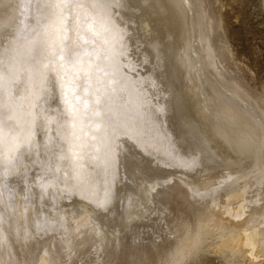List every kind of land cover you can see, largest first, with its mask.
Masks as SVG:
<instances>
[{
	"label": "bare ground",
	"instance_id": "obj_1",
	"mask_svg": "<svg viewBox=\"0 0 264 264\" xmlns=\"http://www.w3.org/2000/svg\"><path fill=\"white\" fill-rule=\"evenodd\" d=\"M106 2L95 32L66 12L74 55L103 54L112 86L80 150L62 81L85 70L40 67L54 0H0V264H264V70L221 35L234 2ZM262 5L231 16L264 24Z\"/></svg>",
	"mask_w": 264,
	"mask_h": 264
},
{
	"label": "snow or ice",
	"instance_id": "obj_2",
	"mask_svg": "<svg viewBox=\"0 0 264 264\" xmlns=\"http://www.w3.org/2000/svg\"><path fill=\"white\" fill-rule=\"evenodd\" d=\"M52 9L51 18L49 20L50 29L47 33V38L42 45V49L46 50L48 59L42 64L41 71L53 68L57 74L61 72L67 73L68 68L81 66L85 72L84 76L87 80V89L89 94L94 93V98L91 103L86 105L84 109L78 106V98L72 90V85L67 80L62 81L65 91V105L68 107V114L73 119L79 117L82 124L92 120L98 122L99 127L97 133L103 131L104 120L103 111H100L102 104L106 102L107 90L111 85H107L105 80L107 74L100 69V64L104 63L103 54L96 56L94 53H88L87 56L81 54L75 56L74 53L80 44L76 41H66L65 31L69 22V17L66 12L71 10L75 13L77 25L74 29L77 33L81 30L95 32V10L107 8V2L104 3H86L85 0H54V3L45 5ZM87 43V41H84ZM67 44V47H66ZM65 53L71 60V63H65ZM90 59L91 63H86ZM0 92H2V84H0ZM2 139V138H0Z\"/></svg>",
	"mask_w": 264,
	"mask_h": 264
},
{
	"label": "water",
	"instance_id": "obj_3",
	"mask_svg": "<svg viewBox=\"0 0 264 264\" xmlns=\"http://www.w3.org/2000/svg\"><path fill=\"white\" fill-rule=\"evenodd\" d=\"M263 4V5H262ZM261 5L262 6H260L261 7V9H262V11H264V0H261ZM218 18H220V22L218 23L219 25L221 24V30H222V32H223V34H221L222 35V37H223V39L226 41V42H230V41H234V36L232 35V33L230 32V31H228L227 30V33L226 32H224V30H223V26H226L227 28H230V25L229 24H231V29H234L233 28V24H234V20L233 19H231V20H229L228 21V19L226 18V17H224L223 18V21L221 20V15H218V16H216V19L217 20H219ZM224 23V25H222ZM239 45H237V44H235L234 45V48H235V50H234V53H233V55H235L237 52H239L240 51V46L238 47ZM225 48H226V46H225ZM238 48V49H237ZM81 49H85V48H81ZM239 50V51H238ZM88 53H90L89 51H87L86 49L85 50H83V52L81 53V54H84L85 56H87V54ZM78 54H80V53H78ZM80 54V55H81ZM67 58V54L65 53V59ZM249 61V60H248ZM255 70V69H254ZM238 72H236L237 73V75H243V72L241 71V70H237ZM255 72H257L256 70H255ZM242 77H244V76H242ZM249 78H254V75L251 73L250 75H249ZM65 80H67L68 82H70V84L72 85V90L74 91V93H75V96L78 98V106L81 108V109H84L85 107H86V105H88L90 102H89V90L87 89V87H86V85L85 84H83V83H76V81L75 80H72V79H65ZM108 81V80H107ZM65 91H66V89H65V87H64V85H62V92H63V96H64V98H65ZM243 92H245L246 93V91H243ZM246 96H247V98H249L248 96L249 95H247V93H246ZM260 97H261V103L263 104L264 103V88L261 90V93H260ZM65 101V100H64ZM264 105V104H263ZM100 111H102V108L101 109H99ZM104 112V111H103ZM79 121H80V119H79ZM81 122V121H80ZM113 124V125H112ZM107 128H105L106 130H107V132H108V134H111L112 133V130L114 131V133L115 134H117L116 133V129H115V125H114V123H111V122H109L108 124H107ZM80 127V126H79ZM99 127V125H98V122H96V121H92V120H89V121H87V122H85L84 124H82L81 123V129L83 130L82 131V135H81V138L82 139H80V142L77 144L78 146H79V148L78 149H80V150H84L86 147H87V144H88V142H91L92 141V144L94 143V142H96L97 144H98V142L101 140V134H102V132L104 131V129H103V131L102 132H100L99 134L97 133V131H96V129ZM112 127V128H111ZM113 133V134H114ZM107 137H108V135H107ZM111 137H112V135H111ZM102 141L103 142H100V148H98V146L96 145L95 146V150L96 151H100L99 149H101L102 148V143H104L105 142V138H103L102 139ZM195 143H197V142H195ZM139 144H141V143H139ZM93 147H94V144H93ZM76 151H77V149H76ZM84 160V159H83ZM85 161H87V159L85 160ZM84 162V161H83ZM82 169H86L85 168V166L84 165H82V162H81V166H80V169L79 170H82ZM102 175H100V177H101ZM96 178V185H98L99 186V183H100V179L101 178ZM99 191V190H98ZM262 221H263V219L261 218V219H259V220H255L253 223H258V222H261L262 223ZM240 261H241V263H242V259H240ZM244 262V261H243Z\"/></svg>",
	"mask_w": 264,
	"mask_h": 264
},
{
	"label": "rangeland",
	"instance_id": "obj_4",
	"mask_svg": "<svg viewBox=\"0 0 264 264\" xmlns=\"http://www.w3.org/2000/svg\"><path fill=\"white\" fill-rule=\"evenodd\" d=\"M231 2H234L233 5L229 7L228 5H226L223 12L226 14V18L228 19V21L231 19L234 20V29H231V24H229L230 28H228L234 36V41L232 43L234 45L237 44L240 46L241 49L240 51L238 50L239 52H237L238 56L241 57L244 64L253 67V69L257 71L255 72V74L259 76L263 73L264 70V24L259 23L258 21V23H256L250 20V17L248 16L245 18V22H242L241 15L238 17V19H240V22H238L236 18L235 20L234 16L231 15L238 9L241 0H236V2L235 0H231ZM242 23H245L244 28L242 27ZM251 27H253V30L251 29ZM247 28L249 31H251V33L248 32ZM208 256L215 257L214 254L210 253L208 254Z\"/></svg>",
	"mask_w": 264,
	"mask_h": 264
}]
</instances>
